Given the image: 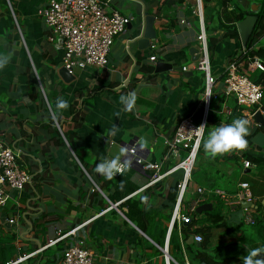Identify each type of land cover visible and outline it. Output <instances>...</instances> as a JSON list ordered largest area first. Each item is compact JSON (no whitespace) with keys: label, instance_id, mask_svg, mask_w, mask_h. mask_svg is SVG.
Wrapping results in <instances>:
<instances>
[{"label":"crops","instance_id":"0c3cea01","mask_svg":"<svg viewBox=\"0 0 264 264\" xmlns=\"http://www.w3.org/2000/svg\"><path fill=\"white\" fill-rule=\"evenodd\" d=\"M46 1L0 0V54L11 57L0 71V132L7 144L19 152L17 162L31 176L22 191H8L9 198L0 208V238L14 235L16 252L12 259L27 256L19 264H62L66 248L79 240L94 254L96 264H176L173 258L167 262L164 254L152 257L151 250L144 247L154 245L145 229L152 218L166 227L165 244L169 239L171 213L160 207L168 188L182 173L169 172L176 159H165V142L173 136L179 121L191 117L198 123L203 106V74L193 68L189 54L197 47L199 28L194 0H184L173 7L161 5L163 0H102L108 12L129 17L131 28L114 39L105 67L75 69V79L70 83H64L57 74L62 66V50L49 42L50 30L38 14ZM160 8L163 10L158 11ZM143 13L155 17L156 39L140 50L134 38ZM241 48L239 38H225L213 50L212 74L218 80L214 88L218 93L222 90L223 68ZM158 61L174 68L187 67V75L176 69L155 73ZM147 66L153 71H143ZM132 91L137 94L135 108L131 113L124 112L119 96ZM58 97L70 106L54 124L51 111ZM72 102L78 105L74 119L70 114ZM222 105L220 100L214 101L208 133L214 127L230 124ZM118 111L119 117L115 115ZM114 124L119 132L115 137L107 136ZM53 126L70 135L64 145L55 142L59 133ZM251 131L253 135L258 133ZM133 144L135 157L128 159L160 164L163 177L150 184L152 172L139 171L133 165L106 185L98 180L97 164L114 157L122 146L129 149ZM249 149L258 152L257 147ZM224 159H219L220 167L214 172L202 164L204 181L190 182L183 202L194 201L196 188L206 181L220 183V179L235 178L224 190L233 193L239 183L247 182L254 203L264 209V167L244 168L239 159L235 161L237 175L235 167L225 164L228 160ZM143 197L148 199L144 201ZM7 206L12 211L10 217L5 214ZM248 212L235 208L225 218ZM167 216L169 220H164ZM215 236L219 241L224 239L218 232Z\"/></svg>","mask_w":264,"mask_h":264},{"label":"built area","instance_id":"2783aa9c","mask_svg":"<svg viewBox=\"0 0 264 264\" xmlns=\"http://www.w3.org/2000/svg\"><path fill=\"white\" fill-rule=\"evenodd\" d=\"M194 4V15L199 20V31L196 34L197 59L193 63V68L203 74V106L198 123H195L191 117L179 121L173 136L165 142V159H176V164L169 172L177 170L182 172L170 222L171 227L176 222L178 228L181 224L190 222V214L195 211L197 206L206 202L210 194L218 196L227 206L240 205L242 202L254 203V197L247 182L239 183L238 191L233 195L227 194L220 188L212 190L198 186L195 190L198 198L188 205L186 214L181 211V202L190 182L194 162L201 146L211 103L219 100L223 95V113L230 115L231 109L228 108L226 101L234 100L240 113L247 115L246 119L249 120L250 125L254 126L260 125L254 120L256 111L263 114L261 100L264 90L260 84L254 83L249 78V73L255 70H264V64L259 58L249 59L246 67L244 62L229 61L221 74V92L218 93L214 89L218 85V80L210 71L211 61L204 30L202 1L194 0ZM38 14L50 30L49 42L55 48L62 50V66L71 74H74L75 69H83L87 66L105 67L114 39L125 32L131 22L129 17L123 16L117 11L108 12L106 3L102 0H47ZM180 22L191 27V24L185 20H180ZM150 60H155V57H150ZM182 70L186 71L187 67H183ZM201 125H205V127L197 131ZM135 150L134 144L128 149V154L132 158L135 157ZM181 151H186L184 158H181ZM19 155V152L7 144L3 133L0 132V208L5 206L9 198L8 191L20 192L31 182L29 173L17 162ZM131 162L132 166L134 165L139 171L152 172L150 184L156 183L163 177L160 175V164L158 163H141L134 159ZM242 163L244 168L255 166L244 159ZM244 221L246 224L253 223L250 212L245 215ZM13 222V220L9 221V223ZM201 240L200 235L193 236L194 242L198 243ZM94 257L84 241L79 240L66 248L61 263L96 264ZM26 258L27 256H19L4 264H19Z\"/></svg>","mask_w":264,"mask_h":264},{"label":"trees","instance_id":"16d2710c","mask_svg":"<svg viewBox=\"0 0 264 264\" xmlns=\"http://www.w3.org/2000/svg\"><path fill=\"white\" fill-rule=\"evenodd\" d=\"M201 1L203 5V23L208 44L210 61L214 57L213 50L215 49V47H217L222 39L239 38L236 27L237 23L242 21L247 15H256L257 21L246 46L244 47V49L241 48V50L236 53L233 58H231V61L235 60L236 63L244 62V65L246 67L249 59L259 58L264 64V45H258V41L264 37V0H257L258 8L256 13H251L249 11V5L243 7L238 4L236 0ZM183 2L184 0H163L162 5L173 7L180 5ZM162 10L163 9L160 8L158 11ZM196 29L197 31H199V28ZM216 32H219L221 34L216 36L214 35ZM143 71L150 73L153 70L152 68L147 66L144 67ZM256 72H258V76L253 82L260 84L264 90V70H255L252 73ZM219 100L222 103L224 101V96L221 95ZM228 100V102L226 101V103L228 108L231 109V113L230 115L223 114L226 117L227 123H231L234 119L237 118L246 119L247 115L240 113L235 101L232 99ZM261 101V108L264 117V96ZM77 112L78 105L76 102H72L70 114L73 119L76 116ZM209 113L207 124L210 117ZM51 122L53 123V121ZM207 124L203 134L200 149L202 148V143L206 134L208 133ZM53 129L57 133H59L58 140H55V142L64 145V140L69 141L70 135L66 133L62 134L60 130V132L57 130L56 126H53ZM251 129L257 132L262 131L264 133V125H249V131ZM252 135L253 131H251L250 134L245 137L248 141V146L246 150L240 151V154H238V152H233L230 157H224L223 155L218 156L213 160L218 161L219 157L234 161L244 159L254 164L256 167H264V155L262 154L264 146H253V142H251ZM255 147H257L258 152H251L249 148L254 149ZM185 155L186 151H181V158H184ZM86 167H88V165H86ZM97 176L98 180H101L105 185L107 184L106 182H108V180H106L100 174H98ZM181 178L182 174L179 179H177L176 182L168 188L166 198L160 207L161 209H164L171 214L178 193V183ZM97 185L100 186L99 183H97ZM238 185L236 187L237 189L233 193H228L227 190V192H225L229 195L235 194L238 191ZM202 187H204L205 189L220 188L224 190V188L219 186L215 181H206L204 183V186ZM93 191L94 193H97V190L94 188ZM197 198L198 195L196 194L194 201ZM204 203H211V210L204 211L200 214H197L194 211L190 214L191 218L189 223H183L178 228V225L175 222L172 226L169 234V239L167 241V247L169 255L174 259L176 264H243L242 257L247 254V251L249 249L256 247L264 248V209L262 208L260 203H253L256 206L255 209H243L245 211L250 210L251 216L253 218L252 224L245 223L244 217L246 214L240 219H238V217H234L228 220L225 218L226 213L230 212L231 210L235 208L237 210H241L242 208L240 205L227 206L225 202L218 196L211 194ZM189 204L190 203L183 202L182 199V213L186 214V209L188 208ZM149 213L150 212H147V214ZM143 218H146V215H144ZM165 219L169 220L168 216L164 217V220ZM149 220H151V222H149L147 228L145 229V234L153 241L154 245L148 243L144 247H148L151 250L152 257L160 256L163 254V252L159 249H163L165 247L167 229L166 227H161V225L158 222L154 221V219L151 218ZM146 224L147 222H145V225ZM247 225L248 227H246ZM158 228L159 230H157ZM217 232L221 234L224 239L222 241L217 240L216 244L212 246L211 242ZM195 235H200L202 237L201 242L188 244L186 242L187 239L190 236ZM14 238V235H10L9 237L5 238L7 240L9 239L8 244H3L4 240L0 238V264H4L5 262L13 260L12 258L14 257L16 252ZM151 255L148 254V256ZM170 264L174 263L170 262Z\"/></svg>","mask_w":264,"mask_h":264},{"label":"clouds","instance_id":"9594fccd","mask_svg":"<svg viewBox=\"0 0 264 264\" xmlns=\"http://www.w3.org/2000/svg\"><path fill=\"white\" fill-rule=\"evenodd\" d=\"M10 55L0 54V71H2L10 62ZM137 94L135 91L119 96V103L123 106V111L131 113L136 105ZM51 104V102H50ZM69 103L63 98L58 97L55 101V107L51 111V117L54 124L59 123L60 116L63 111L69 108ZM117 117L120 112H116ZM250 122L244 118L234 119L230 124H223L209 132L208 138L203 142V149L206 158L215 159L218 156L229 154L234 151H244L248 146L245 137L250 134ZM205 125H201L197 131L202 130ZM119 127L113 125L107 130V136L115 137L119 132ZM145 142H141L140 147L143 148ZM132 166V162L128 159V149L122 146L119 153L111 159H102L96 166L95 171L103 176L106 180H112L117 174L122 175L124 170ZM123 188V182H121ZM144 201L148 198L143 197ZM243 264H264V248L256 247L247 251L242 257Z\"/></svg>","mask_w":264,"mask_h":264},{"label":"water","instance_id":"95a60500","mask_svg":"<svg viewBox=\"0 0 264 264\" xmlns=\"http://www.w3.org/2000/svg\"><path fill=\"white\" fill-rule=\"evenodd\" d=\"M236 1L238 2V4H240L243 7L249 5V11L251 13L257 12L258 5L255 2L250 3V0H236ZM256 21H257L256 15H247L242 21L237 23L236 27H237V32H238V36H239V40H240L242 48L246 46L248 39L252 34ZM154 22H155L154 16L148 15L147 13H143L141 25L139 26V29H138V34L134 38V42H137L138 49L144 50L148 48L153 41H155L156 31L154 29ZM127 28H131V26L128 25ZM196 51L197 50L194 48L189 50V54L191 56L192 61H196L197 59ZM174 69H176L177 71H182V67L174 68L171 64L165 63L164 61H158L155 64L154 72L159 74V73H165V72H168ZM189 73L190 72H188V74ZM57 74L64 83H70L75 79V76L69 73L63 66L57 69ZM183 75L186 76L187 73L183 71ZM254 120L260 125H264V117L259 111H256L254 115ZM129 156L131 155L128 154V157ZM240 206L242 209H255L256 208L255 204L250 203V202H242ZM211 208H212L211 203H204V204L197 206L195 209V212L197 214H200L204 211L211 210ZM186 242L188 244L194 243L193 236H190ZM162 252L167 262L170 261L171 257L168 254L167 243H166V246L162 249Z\"/></svg>","mask_w":264,"mask_h":264},{"label":"rangeland","instance_id":"374dc122","mask_svg":"<svg viewBox=\"0 0 264 264\" xmlns=\"http://www.w3.org/2000/svg\"><path fill=\"white\" fill-rule=\"evenodd\" d=\"M258 45H261V46L264 45V37L258 41ZM213 68H214V63H211V65H210V71H211V73H213ZM257 76H258V72H256V73H249V77L251 78L252 81H254L257 78ZM211 104L212 105H210V106L213 109V107H214V101ZM211 108H210V110H211ZM210 114H212V113H210ZM208 134L209 133L206 134V136L204 138V141L208 138ZM251 139H252L253 144L259 145V146H264V133L262 131H258L257 134L252 135ZM205 157L206 156H205V153H204L203 143H202V148L199 150V152L197 154V157L195 159V162H194V166H193V169H192V172H191L190 182H192V181H195V182L196 181L203 182L204 181L205 175L202 173V169H201L202 164H205V166L208 167L207 170H210V172H214L213 169H216V167H220V164H218L219 160L218 161H215L213 159L205 158ZM219 159H224V158L219 157ZM224 160H227V159H224ZM225 164L234 166L235 167V173L237 175L239 174V168L236 167V164H235V161L234 160H228V161H226ZM194 168H195V170H194ZM214 178H216V177H214ZM219 181H220V183H217V184L219 186L225 188V186H231V183L230 182H235L236 179L235 178H225L223 180L220 179ZM213 189H215V188H213ZM5 210H6L5 211V214L8 217H10L11 216V213H12L11 209L7 206L5 208ZM241 210H243V209H241ZM241 217L242 216L238 217V219H240ZM246 227H248V225ZM157 230H159V228ZM3 240H4L3 241V244H8L9 239L8 240L7 239H3ZM216 242H217V237L214 236V238H213V240L211 242V245L214 246L216 244Z\"/></svg>","mask_w":264,"mask_h":264}]
</instances>
